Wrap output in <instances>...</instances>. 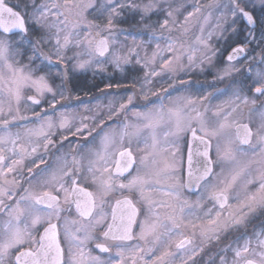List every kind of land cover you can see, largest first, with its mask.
I'll list each match as a JSON object with an SVG mask.
<instances>
[{
	"label": "snow or ice",
	"instance_id": "obj_1",
	"mask_svg": "<svg viewBox=\"0 0 264 264\" xmlns=\"http://www.w3.org/2000/svg\"><path fill=\"white\" fill-rule=\"evenodd\" d=\"M208 7L218 13L213 30L205 36L201 25L186 47L172 33L187 34L201 6L178 21L168 0H0V69L8 74L0 72V264H264V0ZM126 12L139 15L155 43L143 67L161 60L144 84L167 72L172 91L142 85L139 95L109 101L106 113L54 120L57 96L67 98L78 71L120 68L133 55L141 64L135 47L123 56L110 48L126 31L118 29ZM161 14L158 28L148 23ZM213 39L230 48L213 83L228 85L173 97L191 87L183 79L177 87L180 73L216 67L222 53ZM228 91L225 105L210 108ZM21 101L47 102L53 115L34 111L39 126L12 133L13 122H31ZM238 184L244 192L232 203Z\"/></svg>",
	"mask_w": 264,
	"mask_h": 264
},
{
	"label": "rangeland",
	"instance_id": "obj_2",
	"mask_svg": "<svg viewBox=\"0 0 264 264\" xmlns=\"http://www.w3.org/2000/svg\"><path fill=\"white\" fill-rule=\"evenodd\" d=\"M136 2L147 3L148 0H136ZM214 2L215 0H168V4H171L174 10H178L174 11V15L176 16L178 21H183L187 13L193 11L194 6H201V12L197 14V18L192 19L188 25V33L181 34L179 31H174L172 33L173 37H179L180 41L183 42L186 47L189 45L195 46V37L200 35L201 25L205 29V36L209 31L213 30L218 13H216L213 8L208 6L212 5ZM209 13H211V16H209ZM128 15L137 17L136 19L138 20V23L135 24L132 20L129 22V26H124L122 23H119L118 29H125L126 31L122 33L117 32L114 37L115 43L111 44L110 48L112 51L119 52L123 56L127 54L128 48L135 47L136 52L139 53L141 64L136 63L137 57L133 55L131 57V62L128 64L122 63L120 68H116L111 62H106L104 64L103 71L96 68L94 65L87 70L78 71L73 76L71 82H73L74 84L77 83V85L79 86L80 81L82 82L87 80L85 83H82L85 85L87 84L86 86L88 91H80L81 88L83 89L82 85L79 87L77 86L76 90L71 89L69 85L71 92L70 94L67 91L65 92V96L67 97L66 99H60V97L57 96L58 103L56 104V113L53 116L54 120L59 117L61 112H63L70 119L74 118V123H78L80 118L83 116H92L97 114L98 112L106 113L109 101L118 102L120 100L126 99L127 95L131 94L132 92H136L137 95H139V90L142 85L145 86V88L151 89L152 92H159L160 95H164L163 89H169V91H172V89L169 88V85L173 83L174 78H170L171 74L167 72H163L160 76L157 77H151V84H144L145 72L152 68L159 71L161 60L159 57H157L155 64L148 63V68L143 67V64L145 62L151 60L152 53L155 51V43L149 42V35L144 30L143 24L139 22V15H134L131 13H128ZM205 16L209 17L207 23H205L203 19ZM162 18V14L153 15L148 23L158 28L157 21ZM126 36L127 39H125ZM133 36L136 37L135 42L133 41ZM110 39H112V37H110ZM211 43L214 47L221 49L222 53L214 61L216 67L213 68L211 72L207 70L208 66L205 65V71L203 72H201L197 68L187 74L180 73L179 77L176 78L177 87H179L178 79L187 81L191 85V87L187 90L181 89L179 93L174 92L173 97L177 95H192L196 97L202 96L205 93L214 92L216 89H224V85L226 84L225 80L215 81V83H213V79L216 71L224 67V65L222 64V60L224 58L225 52L229 47L227 45H224L222 41H217L215 39H213ZM69 54L71 55V53ZM164 55L168 56L170 54L165 53ZM199 55L200 53L197 52L198 57ZM104 59H106L107 61H111V53H109L108 56ZM184 62L187 63V60L185 59ZM0 72H4L5 76L7 77L8 74L6 70L0 69ZM58 83L59 81H56V84ZM108 85H111V87H108ZM117 85H119V87H117ZM3 87L4 84L0 83V88ZM32 94L34 93L31 91L25 92V95ZM6 95V92L0 93V97H6ZM47 99L51 100V97L48 96ZM150 99H155V97L150 96ZM137 102L144 103L143 100H138ZM226 102V100H223V102L219 101L215 104V106H211L210 108L215 109L217 106L225 105ZM20 108V114L28 117L29 121L31 122H19V124H17V122H13V126L10 127V131L12 133L20 132L21 134H23L26 128L38 127L40 122L34 119V111L41 112V109L43 108V110L47 111L49 115H53L52 109L49 107V104L47 102H43L42 106H33L30 101H21ZM121 118L122 117H117L115 119ZM105 119H107L106 116ZM33 139H35V137ZM54 139L59 141L60 137L56 136L54 137ZM27 163L28 162L26 161V164ZM235 188L236 189L233 190L235 191V193H233L232 195L233 203H235L234 197L237 194L242 196L244 192L242 184H238ZM217 250L218 248L214 246L212 248V253L216 252ZM209 254L211 253H207L206 250V253H202L201 256L203 255V257L207 259Z\"/></svg>",
	"mask_w": 264,
	"mask_h": 264
},
{
	"label": "flooded vegetation",
	"instance_id": "obj_3",
	"mask_svg": "<svg viewBox=\"0 0 264 264\" xmlns=\"http://www.w3.org/2000/svg\"><path fill=\"white\" fill-rule=\"evenodd\" d=\"M234 46V45H233ZM228 51H230V48H228L227 49V51L225 52V54H224V58H223V60H222V64L225 66V63H226V60H225V57H226V55H227V53H228ZM257 52H259V49H257L256 50ZM237 67H240V68H245V67H247V64H244V63H238L237 64ZM225 81H226V84L224 85V88L228 85V83H229V78H226L225 79ZM220 97H222V98H220ZM220 98V99H219ZM229 98H231V91H228L225 95H221V96H217L216 98H214V99H212L211 100V103H210V107L211 106H215V104L217 103V102H219V101H222L223 102V100L225 101H228V99ZM181 152H182V154H183V168H184V170H185V172H186V161H187V149H186V147L184 146V144L183 143H181ZM185 178H186V176H185ZM243 187V186H242ZM249 188H250V190L252 191H254L255 190V186L253 185V186H249ZM236 189V188H235ZM233 193H235V191H232V194L231 195H233ZM185 195L187 196V198L190 200V201H196V199H197V195H190V194H188V193H185ZM230 202H232L233 203V199L230 201ZM207 207H211V204L210 203H207L206 205H205V209L207 208ZM197 214L198 215H203V211L202 210H197ZM197 223H199V222H197ZM226 243H227V241H225ZM202 257H203V255H202ZM200 259V257H198V260ZM203 259L204 260H207L206 258H204L203 257Z\"/></svg>",
	"mask_w": 264,
	"mask_h": 264
},
{
	"label": "trees",
	"instance_id": "obj_4",
	"mask_svg": "<svg viewBox=\"0 0 264 264\" xmlns=\"http://www.w3.org/2000/svg\"><path fill=\"white\" fill-rule=\"evenodd\" d=\"M137 17H135V16H129L128 15V13L126 12V14H125V17L123 18V21L121 22L124 26H129V22L132 20L133 21V23H138V20L136 19ZM86 77V76H85ZM84 77V78H85ZM86 80V79H85ZM87 81V80H86ZM86 81H82L83 83H85ZM79 82V81H78ZM81 81L79 82V86H83V89L81 88L80 89V91H83V90H86V91H88L87 90V84L85 85V84H83ZM77 83H73V82H71V84H70V87H71V89H73V90H76L77 89ZM78 86V87H79ZM92 92V91H91Z\"/></svg>",
	"mask_w": 264,
	"mask_h": 264
},
{
	"label": "water",
	"instance_id": "obj_5",
	"mask_svg": "<svg viewBox=\"0 0 264 264\" xmlns=\"http://www.w3.org/2000/svg\"><path fill=\"white\" fill-rule=\"evenodd\" d=\"M186 168H187V161H186Z\"/></svg>",
	"mask_w": 264,
	"mask_h": 264
}]
</instances>
